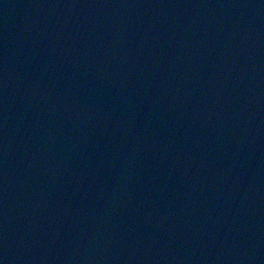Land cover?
Listing matches in <instances>:
<instances>
[{
	"label": "water",
	"instance_id": "obj_1",
	"mask_svg": "<svg viewBox=\"0 0 264 264\" xmlns=\"http://www.w3.org/2000/svg\"><path fill=\"white\" fill-rule=\"evenodd\" d=\"M0 264H264V0H0Z\"/></svg>",
	"mask_w": 264,
	"mask_h": 264
}]
</instances>
